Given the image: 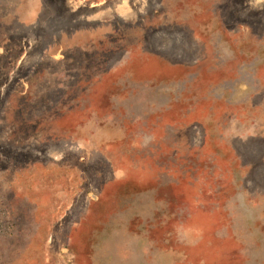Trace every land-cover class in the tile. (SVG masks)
Masks as SVG:
<instances>
[{"label":"rangeland","instance_id":"rangeland-1","mask_svg":"<svg viewBox=\"0 0 264 264\" xmlns=\"http://www.w3.org/2000/svg\"><path fill=\"white\" fill-rule=\"evenodd\" d=\"M0 264H264V0H0Z\"/></svg>","mask_w":264,"mask_h":264},{"label":"flooded vegetation","instance_id":"flooded-vegetation-1","mask_svg":"<svg viewBox=\"0 0 264 264\" xmlns=\"http://www.w3.org/2000/svg\"><path fill=\"white\" fill-rule=\"evenodd\" d=\"M28 13V11L26 12V14Z\"/></svg>","mask_w":264,"mask_h":264}]
</instances>
